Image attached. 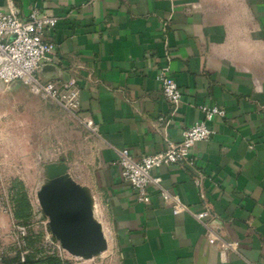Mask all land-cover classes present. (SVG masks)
Here are the masks:
<instances>
[{"label": "crops", "instance_id": "1", "mask_svg": "<svg viewBox=\"0 0 264 264\" xmlns=\"http://www.w3.org/2000/svg\"><path fill=\"white\" fill-rule=\"evenodd\" d=\"M12 9L58 19L40 78L81 89L75 114L101 144L95 219L120 264H264V0H0ZM167 65L183 92L176 109L158 81ZM202 107L224 117L207 124L215 135L193 165L152 172L187 209L157 188L138 203L120 152H164Z\"/></svg>", "mask_w": 264, "mask_h": 264}, {"label": "rangeland", "instance_id": "2", "mask_svg": "<svg viewBox=\"0 0 264 264\" xmlns=\"http://www.w3.org/2000/svg\"><path fill=\"white\" fill-rule=\"evenodd\" d=\"M101 144L92 127L19 83L0 81V264H120L113 250L68 253L37 194L54 169L92 200ZM92 204V203H91Z\"/></svg>", "mask_w": 264, "mask_h": 264}, {"label": "built area", "instance_id": "3", "mask_svg": "<svg viewBox=\"0 0 264 264\" xmlns=\"http://www.w3.org/2000/svg\"><path fill=\"white\" fill-rule=\"evenodd\" d=\"M58 22L56 17L34 10L27 18L12 9L0 11V81L5 84L21 83L33 94L59 103L64 109L78 113L81 108V89L75 81L60 84L44 82L40 71L52 59L55 45L45 38V33ZM169 62V56L167 57ZM158 81L161 83L165 99L176 109L181 103L183 92L170 76L169 65L160 70ZM204 119L188 127L180 143L169 144L164 152L143 157L136 161L128 150L120 152L121 176L135 192L140 204L151 203V189L157 188L168 203L187 209L178 196L171 195L162 187L161 179L153 177L152 172L162 167L193 165V150L197 143L208 142L215 131L207 124L217 117H224L218 107H202ZM209 216L208 212L199 215L200 219Z\"/></svg>", "mask_w": 264, "mask_h": 264}, {"label": "water", "instance_id": "4", "mask_svg": "<svg viewBox=\"0 0 264 264\" xmlns=\"http://www.w3.org/2000/svg\"><path fill=\"white\" fill-rule=\"evenodd\" d=\"M37 198L68 253L77 258H92L108 250L105 233L95 219L92 200L73 181H62L58 167L54 169L52 183L43 186Z\"/></svg>", "mask_w": 264, "mask_h": 264}, {"label": "bare ground", "instance_id": "5", "mask_svg": "<svg viewBox=\"0 0 264 264\" xmlns=\"http://www.w3.org/2000/svg\"><path fill=\"white\" fill-rule=\"evenodd\" d=\"M91 203V202H90ZM91 206H92V204H91Z\"/></svg>", "mask_w": 264, "mask_h": 264}]
</instances>
